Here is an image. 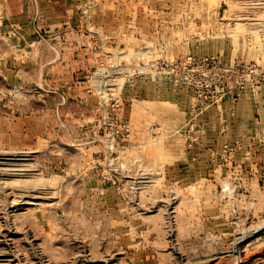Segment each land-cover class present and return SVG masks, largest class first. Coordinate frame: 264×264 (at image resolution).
Segmentation results:
<instances>
[{
	"label": "rangeland",
	"instance_id": "obj_1",
	"mask_svg": "<svg viewBox=\"0 0 264 264\" xmlns=\"http://www.w3.org/2000/svg\"><path fill=\"white\" fill-rule=\"evenodd\" d=\"M0 264H264V0H0Z\"/></svg>",
	"mask_w": 264,
	"mask_h": 264
}]
</instances>
